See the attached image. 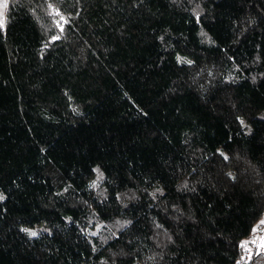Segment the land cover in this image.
<instances>
[{
  "label": "trees",
  "instance_id": "16d2710c",
  "mask_svg": "<svg viewBox=\"0 0 264 264\" xmlns=\"http://www.w3.org/2000/svg\"><path fill=\"white\" fill-rule=\"evenodd\" d=\"M5 17L0 264H264V0Z\"/></svg>",
  "mask_w": 264,
  "mask_h": 264
},
{
  "label": "rangeland",
  "instance_id": "374dc122",
  "mask_svg": "<svg viewBox=\"0 0 264 264\" xmlns=\"http://www.w3.org/2000/svg\"><path fill=\"white\" fill-rule=\"evenodd\" d=\"M7 4H8V0H7ZM6 9L7 7H2L0 8V12L3 13V16L0 17V19H3L4 23L3 26L1 27L2 29L5 28V24H6ZM29 233L31 235H33V233L36 234V232L34 230H29ZM243 246L245 248L246 254L247 256H250L251 252L255 249V250H264V219H262V221L256 225L255 229H254V234L252 235V237L249 240H246L245 242H243Z\"/></svg>",
  "mask_w": 264,
  "mask_h": 264
},
{
  "label": "snow or ice",
  "instance_id": "6c2138e0",
  "mask_svg": "<svg viewBox=\"0 0 264 264\" xmlns=\"http://www.w3.org/2000/svg\"><path fill=\"white\" fill-rule=\"evenodd\" d=\"M2 7H7V0H0V8ZM2 16H3V13L0 12V17ZM3 23H4L3 19H0V27L3 26ZM33 235H35V233H33Z\"/></svg>",
  "mask_w": 264,
  "mask_h": 264
}]
</instances>
